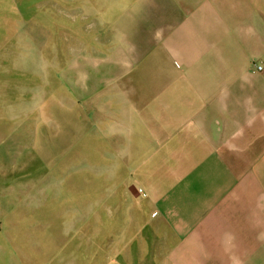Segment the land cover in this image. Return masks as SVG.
<instances>
[{"label": "crops", "instance_id": "0c3cea01", "mask_svg": "<svg viewBox=\"0 0 264 264\" xmlns=\"http://www.w3.org/2000/svg\"><path fill=\"white\" fill-rule=\"evenodd\" d=\"M104 1L102 17L94 0H73L88 49L76 70L95 76L82 104L104 125L112 169L128 172L118 214L82 215L75 200L68 212L72 200L49 195L47 181H2L11 141L0 133V264H264V0ZM17 2L0 0V102L13 98L2 106L11 114L17 70L11 85L6 66L18 59L32 76V38L2 53V41H21ZM14 183L21 193L3 188Z\"/></svg>", "mask_w": 264, "mask_h": 264}, {"label": "rangeland", "instance_id": "374dc122", "mask_svg": "<svg viewBox=\"0 0 264 264\" xmlns=\"http://www.w3.org/2000/svg\"><path fill=\"white\" fill-rule=\"evenodd\" d=\"M26 1L29 3V0ZM94 1L96 6L90 5V12L94 11L103 17L105 1ZM82 4L85 5L86 0H82ZM31 6L30 10L23 0H18L17 9L12 8L10 11L11 20H16L20 45L18 42L5 44L2 41L3 54H17L23 44L27 48L26 41L30 42L31 38L33 40L32 76L27 75L24 62L18 59L15 64L5 68L7 73L11 72V85L16 80V107L14 114L8 111L9 108L2 107L9 106L11 100L14 101L12 97L0 102V133L10 138L8 142L11 141L9 170L2 171L1 179L3 181L5 178L9 182L17 179L18 182L33 180L34 185L47 181L45 189H48L49 195H61L66 200H72V203L64 204L66 211L71 212L69 205L75 200L73 205L80 207L82 215L86 211L95 210L113 213L116 217L120 199L125 193V187L121 184L128 172L112 169V166L120 167V161L110 149H104V125L90 122L89 104H82L96 93L95 76L93 79L89 69L76 70L88 63V49H83L85 44L77 41L83 36L75 35L79 32L77 26L85 20L78 18L73 0H31ZM73 18L77 20L73 21ZM92 21L88 20L86 24ZM65 66H68L67 69L72 68V71L64 72ZM14 69L17 70L15 80ZM66 73L69 74L66 76ZM5 78H9V75ZM80 78L82 82H87V96L83 93L79 95ZM8 117L11 122H3ZM105 130L108 131V128L105 127ZM25 131L32 132V139H24ZM116 132L120 133L119 128ZM29 152L31 165L25 162ZM15 184L3 188L12 193H21ZM40 190L41 187L34 186L32 194H41ZM52 204L48 202L44 209L52 211ZM101 221L98 218V223Z\"/></svg>", "mask_w": 264, "mask_h": 264}, {"label": "built area", "instance_id": "2783aa9c", "mask_svg": "<svg viewBox=\"0 0 264 264\" xmlns=\"http://www.w3.org/2000/svg\"><path fill=\"white\" fill-rule=\"evenodd\" d=\"M256 71H259V72H262L264 67L260 64H258L256 67H255ZM142 192V191H141ZM142 195H144V193L142 192Z\"/></svg>", "mask_w": 264, "mask_h": 264}]
</instances>
